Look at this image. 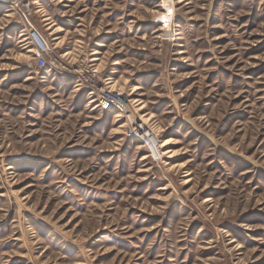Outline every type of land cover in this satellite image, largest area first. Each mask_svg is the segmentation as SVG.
I'll return each mask as SVG.
<instances>
[{"label":"rangeland","instance_id":"rangeland-1","mask_svg":"<svg viewBox=\"0 0 264 264\" xmlns=\"http://www.w3.org/2000/svg\"><path fill=\"white\" fill-rule=\"evenodd\" d=\"M22 1L0 7V264H264V0ZM92 68L127 118L92 108Z\"/></svg>","mask_w":264,"mask_h":264},{"label":"built area","instance_id":"built-area-1","mask_svg":"<svg viewBox=\"0 0 264 264\" xmlns=\"http://www.w3.org/2000/svg\"><path fill=\"white\" fill-rule=\"evenodd\" d=\"M0 7L19 10L24 9L27 11V14L31 12L28 3L22 0H0ZM32 30L33 34L39 38L40 36L38 33L34 29ZM42 45V51L34 53V67L48 72L63 71L66 67L61 64L60 66L56 65L55 59H50L48 56V48H44L45 44L42 43ZM78 79L83 84L93 109L100 112H111L113 117L118 115V118L120 117L119 121H122L123 118H127L126 116L130 113L128 104L125 102L122 93L111 87L108 77H101L98 70L92 68V70L86 72V74H81Z\"/></svg>","mask_w":264,"mask_h":264},{"label":"bare ground","instance_id":"bare-ground-1","mask_svg":"<svg viewBox=\"0 0 264 264\" xmlns=\"http://www.w3.org/2000/svg\"><path fill=\"white\" fill-rule=\"evenodd\" d=\"M170 10V9H169ZM169 13L167 12V13H164L163 15H162V17H163V19H162V27H163V29L165 28V27H167L168 26V23H169ZM24 35V34H23ZM38 48L40 47L39 45H36ZM32 50H34V52H38L37 51V49L36 48H34V49H32ZM94 60V59H93ZM115 119H116V121H119L120 119V117L118 118V115L116 116L115 115V117H114ZM146 129H145V127L143 126H139V125H137V131H139V134H140V138H142L143 139V142L145 143V144H143V142H140V143H137V144H143V145H138L137 147H135V149L136 150H138V149H141V148H143V147H145L146 145H147V143H146V137H149L150 135L147 133V131H145ZM145 139V140H144ZM166 141H163L159 146H154L155 147V152H156V150H157V155H160L161 157L159 158V160L162 158V156L165 154V153H167V151L166 152H164V151H162V147H165L166 146V144L167 143H165ZM148 146H149V144H148ZM150 147V146H149ZM151 148V147H150ZM169 154V153H168ZM168 156V155H167ZM171 156V155H170ZM161 161V160H160Z\"/></svg>","mask_w":264,"mask_h":264}]
</instances>
